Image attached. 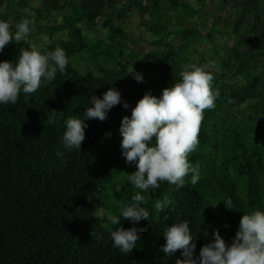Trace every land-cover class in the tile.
I'll use <instances>...</instances> for the list:
<instances>
[{
    "label": "trees",
    "instance_id": "16d2710c",
    "mask_svg": "<svg viewBox=\"0 0 264 264\" xmlns=\"http://www.w3.org/2000/svg\"><path fill=\"white\" fill-rule=\"evenodd\" d=\"M133 12L144 27L137 39L122 25ZM24 18L29 36L45 40L10 42L0 61L15 62L22 47H60L68 64L27 98L0 104V264H176L182 250L163 253L165 227L187 220L198 258L213 230L231 244L243 213L264 212V0H0L10 32ZM185 65L205 67L219 92L188 157L200 179L192 185L189 174L179 191L161 182L141 193L150 217L138 224L121 217V227L145 229L122 254L106 216L119 215L139 190L127 178L136 164L121 154V119L146 92L158 97L179 82ZM109 87L121 103L104 121L85 120L79 150L64 149V120L82 119L89 96ZM164 196L171 205L158 212L154 202Z\"/></svg>",
    "mask_w": 264,
    "mask_h": 264
},
{
    "label": "clouds",
    "instance_id": "9594fccd",
    "mask_svg": "<svg viewBox=\"0 0 264 264\" xmlns=\"http://www.w3.org/2000/svg\"><path fill=\"white\" fill-rule=\"evenodd\" d=\"M31 23L27 18L22 19L13 34L9 23L0 20V52L10 42H27ZM67 64L66 53L60 47L45 53L22 47L15 62L0 61V104H16L21 93L27 98L42 83L52 82L57 71L64 73ZM129 73L142 82V75L133 68ZM213 79L205 67L185 65L180 72L179 82L164 88L158 97L146 92L132 108L130 117H122L119 128L121 154L126 163L135 162L136 171L127 178L139 190L119 215L108 213L106 216L109 224L117 226L107 231L113 247L122 254H130L137 247L140 239L138 233L145 229H125L120 226L121 217L133 224L148 221L150 217L149 210L144 206L147 200L141 193L158 189L161 182L174 185L175 190L179 191L185 186V177L189 174L190 183H198L199 167L190 163L188 157L200 144L198 135L204 110L216 106L219 92L212 89ZM120 103L121 93L114 87H109L101 97L89 96L88 104L91 106L85 108L82 119L73 115L64 120L63 148L69 152L79 150L88 127L85 120L104 121L107 113ZM123 107L128 109L129 105L124 102ZM47 121L49 124L55 122L52 116L47 117ZM55 155L62 157L63 153L57 151ZM170 205L171 200L167 196L154 202L158 212ZM93 236L97 241L104 239L102 234L95 231L92 232ZM212 236L211 242L201 247L199 257L194 258L196 244L189 222H175L163 231L166 243L162 251L170 256L176 250H182L183 259H178L176 264H264V212L253 210L243 213L231 244L225 243L218 230H213Z\"/></svg>",
    "mask_w": 264,
    "mask_h": 264
},
{
    "label": "rangeland",
    "instance_id": "374dc122",
    "mask_svg": "<svg viewBox=\"0 0 264 264\" xmlns=\"http://www.w3.org/2000/svg\"><path fill=\"white\" fill-rule=\"evenodd\" d=\"M122 25L123 26H126V28L129 30L130 34L133 35V39H137L136 36L139 35L140 32H141V30L144 29V27L141 26V24H140V17H139V15H137V13H134V12L131 13V15L126 19V24L122 23ZM207 25L209 26V24H207ZM32 29L33 28L30 27V31H32ZM144 36L147 37L148 36V33H145L144 32ZM39 38H41V37L29 36V37L26 38L27 39V42H25L24 45H28V44L32 43L34 45L36 44L39 47V46L42 45V42L45 40L43 38H41V40H39ZM140 46L143 47L144 49H146L147 44H145L143 42H139L136 45V48L138 49ZM137 72H138V68H137ZM99 210L100 209L98 208V214H99Z\"/></svg>",
    "mask_w": 264,
    "mask_h": 264
}]
</instances>
